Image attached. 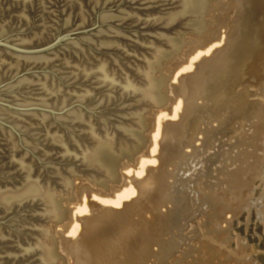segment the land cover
<instances>
[{
	"label": "water",
	"instance_id": "95a60500",
	"mask_svg": "<svg viewBox=\"0 0 264 264\" xmlns=\"http://www.w3.org/2000/svg\"><path fill=\"white\" fill-rule=\"evenodd\" d=\"M237 7L264 0H0V264H67L46 224L73 178L120 183L171 99L166 60Z\"/></svg>",
	"mask_w": 264,
	"mask_h": 264
},
{
	"label": "bare ground",
	"instance_id": "6f19581e",
	"mask_svg": "<svg viewBox=\"0 0 264 264\" xmlns=\"http://www.w3.org/2000/svg\"><path fill=\"white\" fill-rule=\"evenodd\" d=\"M244 10L246 14H253L251 17L249 15V22L255 16L254 26L257 28L254 35L253 29H248V33L238 29L241 33L233 43L231 35L235 24L232 19L227 21L228 18H222L225 12L216 17L217 25L203 34V38H195L201 41L200 45L191 43L179 58L168 65L174 81L182 74L186 75L180 77L179 85L174 84L170 88L168 96L171 99L163 107L152 106L151 126L143 132V136L148 135L149 140L146 147L133 157L134 163L126 158L121 161V167L128 174L134 167L138 177L147 172L148 178L140 176V182L128 179L119 184L108 182L109 192L94 184L78 185V194L74 197L76 201L73 202L74 213L60 224L63 234L68 233L73 237L69 252L75 258L74 264H192L210 249L208 253L213 257L220 252L225 264H264V143H259L264 141V8L245 7ZM222 28L226 30L224 35L219 33V29L224 31ZM223 41L225 46L215 50ZM201 99L203 102L198 106L197 100ZM220 109L229 113L219 122L220 126H211L207 134L203 132L202 138L209 140L208 137H214L221 127L224 134L239 133L253 116L257 119L258 127L249 133L255 147L259 146L261 151L252 152L249 156H256L254 162L249 161L235 168V175L230 176L227 185H222L220 189H215L209 183L203 185L204 180L215 175L212 173L213 165L219 158L208 157L214 151L207 152L204 156L207 163L201 169L203 171L205 168L206 177L191 189L188 177L176 179L177 176H187L191 168L183 170L179 167L186 166L187 161H196L197 147L193 143L203 118L218 116ZM167 117L180 121L176 119L178 123H174ZM166 118L170 122H165ZM214 138L217 139L216 136ZM187 148L189 151L185 150ZM189 156L191 160H184ZM150 164L157 168L150 167ZM181 172L186 174L181 176ZM227 177L223 176L221 180ZM168 179H173V182L169 183ZM190 189V195L198 200L189 212V230L186 235L180 233L176 242L172 239L177 236L170 239L171 230L178 225L180 216L176 213L184 207L182 202L190 199L186 194ZM225 189L230 191L231 197L234 196L235 204L231 202L233 199L222 195ZM196 195L199 197L196 198ZM88 196L107 207L88 201ZM215 198L219 201L215 202ZM176 201L179 204L173 209L167 208V204ZM164 206L166 210L161 213L160 209ZM234 206L237 209L231 211ZM217 209L220 212L216 213ZM147 213L151 218L146 219ZM227 214H231V217L226 218ZM255 229L262 233L261 237ZM243 237L247 242L242 245ZM230 239L235 240L239 251L251 255L234 259L217 241H224L220 242L224 245ZM125 254L128 259L123 261Z\"/></svg>",
	"mask_w": 264,
	"mask_h": 264
},
{
	"label": "rangeland",
	"instance_id": "374dc122",
	"mask_svg": "<svg viewBox=\"0 0 264 264\" xmlns=\"http://www.w3.org/2000/svg\"><path fill=\"white\" fill-rule=\"evenodd\" d=\"M225 9L226 10L228 9L227 12H226ZM244 9H245V7L221 8L218 11H216V10H210L204 16V20H207L210 17H212L213 15H215L214 17H212V22H214L215 19H216V17H218V16H220V15H222V14H224L226 12L225 13L226 15L225 14L222 15V18L224 17L225 20L228 18L227 21H230L232 19V21L235 24L234 27H233V32H232L233 34L231 35V38L233 37L232 42L234 43V41H236V39H237V35L238 34L240 35V33L242 31L247 32V31H249V30L251 31V29H253V31H252V33H253V32H255V30L257 28V26H254V25H256L254 23L255 16L254 17L252 16V19L249 22L250 17L253 14H251V15L250 14H246ZM249 9H250V7H249ZM221 11H223V12L221 13ZM249 15H250V17H249ZM243 16H244V18H242ZM248 17H249V19H248ZM252 20H253V23H252ZM242 21H243V23H242ZM249 24H251V25L253 24L252 27L250 26V28H248L249 27L248 26ZM213 27H214V25H209L208 28L205 31H203L202 33L205 34L206 32H208V30L212 29ZM222 29L224 31H222V30L219 29V33H221V35L224 32L226 33L225 28H222ZM238 29H239V31H241L240 33H239ZM203 34H200V36H199L196 33L190 31V33L184 34V37H188V38H192V39H195V38L200 39V38H203L204 37ZM254 34L255 33H253L252 35H254ZM225 37H226V35H225ZM223 43H224V41H223ZM223 43L221 42V44H219L218 46H216L214 49L216 50V48H218V49L219 48H223L225 46V44H226V43H224V44ZM189 45H192V44L189 43V44L185 45L182 48L181 53H180L179 56L178 55H173L174 57L172 56L170 62H169V59H167L166 60L167 66L168 65L170 66L172 64V62L176 58H179L181 56V54L183 53L184 48H186ZM221 45H222V47H221ZM208 56H210V55H208ZM172 75H173V73L170 74V77H169V79L167 81L168 84H169L168 85V95H170V88L172 86L177 85V84L179 85V83H180L179 82L180 77H182V75H186V73L185 74H182L178 78V80H176V81H174V79L172 78ZM258 90H259V88L257 89V91ZM202 102H203L202 99L201 100H197V105L198 106H201ZM152 112H153V107L150 106V112H145V114H143V117L149 118L151 116V113ZM218 113H219L218 116L211 117V118L210 117H204L203 118L201 127L199 128V130H198V132L196 134V137H195L196 139H195V141L193 143L195 145V147H197V149H196V157H197L196 161L195 162L187 161L186 162V166L184 165L182 167H179V169H183V170L185 168H188V169L191 168L189 170V173L187 174V176H184V177L177 176V178H176L177 180H179V179H184V178L188 177L189 187L191 189H194V186L198 185L206 177L205 168L203 169V171L201 169L203 168V166L205 165V163H207V157L206 158L204 157L207 154V152L214 151L213 153H210L207 156L208 157H213V158H216L218 156L219 158H218V161L215 162L214 165H213L212 173H214L215 175H212L211 177H209L208 180H204L203 185L205 186V184L209 183V185H212L213 187H215V189H220V188H222V185H224V186L227 185L226 183L230 181V178H229L230 176H234L235 175V173L237 171L235 168H238L239 166H241V165H243V164H245V163H247L249 161H253L254 162V159L256 158V156L255 155L249 156L252 152H254V151L260 152L261 151V149L259 148V146L258 147H255L254 139H253L252 135L249 133L250 131H253L254 129H256L258 127V123L256 121L257 119H256V117H253V116H251V119L246 122L244 128L239 133L233 132L232 134H230L229 132H227V133L224 134L223 133L224 128L221 127V129H219L214 134V137L216 136L217 139H215L213 137V135H211V136L208 137L209 140L203 139L202 138L203 134L204 133L207 134L208 131L210 130L211 126L213 128L215 126H217V125L220 126V123L219 122L225 117V115H227L229 113V111L224 112V111H222V109H220V111ZM218 113H216V114H218ZM214 114H215V112H214ZM167 118L168 119L171 118V122H174V123H178L180 121L178 118H176L178 120V122H177L176 119H174L172 117H167ZM166 119H165V122H168L169 120L168 119L166 120ZM172 119L175 120V121H172ZM235 126L238 128V126H239L238 122L235 123ZM259 143L262 144V143H264V141L263 142L262 141H259ZM207 145H209V147ZM215 149H218L220 151H217ZM185 150L186 151H189L188 148L185 149ZM184 160H191V156L184 157ZM153 166L154 167H156V166L158 167L159 166V161H158V163H156V166L150 164V167H153ZM192 166H193V168H192ZM133 168L134 167L131 168L132 169V172L130 173L131 175L128 174L127 171L125 169H123V167L120 166L118 168L119 177L121 178V181L120 182H123L126 179H128V181L135 182V180H136V182H140V181H142V178L143 179L148 178L147 177L148 176L147 172L145 174H143V176L140 175L142 178L140 176L138 177V175L135 174V170L136 169L135 168L133 169ZM168 169L169 170H172V167H169ZM230 169H232V170L230 171ZM233 170L235 171V173H234ZM223 172H225V174H223ZM184 174H186V173H184ZM184 174H183V172L180 173L181 176L184 175ZM125 175L126 176L129 175V176L126 177ZM132 175H133V177L134 176L135 177L133 178ZM223 176H228L227 177L228 179L225 178L224 180H221ZM130 178H132V179H130ZM137 178L138 179L140 178V180H138ZM73 179H74V181H73L74 189L72 190V193H73V196L74 197H76L77 194H78V188H79L78 185H83V184H86V185H89V186H91V185L92 186L97 185L95 181L94 182H91L89 179H87L86 177H83V176H75ZM191 179H192V181L190 182ZM168 182L169 183H172L173 182V179H168ZM215 182H217V183H215ZM191 189L186 192V194H188V197H190V199H186L185 201H183L181 205H184V207H182L181 209H178V211L176 213L177 216H180L179 217V220H178V225L175 228H172V230H171V234L172 235L170 236V239H171V237L177 236V237H174V239H172V240H175L176 242L179 240L181 234L186 235V232L189 230L190 220H191L189 212H191L194 209V204L198 200V199H195L194 200L193 199L194 196L192 194L190 195ZM224 191H225V193H223L222 195L224 197L229 198V199H233L231 201L233 203L234 202V198H233L234 196L231 197L232 194H230V191H227L226 189ZM193 194H195V193L193 192ZM197 197H199V196L196 195V198ZM185 198L186 197H184L182 200H184ZM200 198H202V196ZM94 199L95 198H92L91 196L90 197L88 196V201L94 202V203L96 202V204L99 203L98 205L101 204L97 199L96 200H94ZM218 201H219V199L215 198V202H218ZM226 201H229V200H226ZM62 204H63L64 207H68L67 216L69 218H71L72 215H73V213H74L73 207L75 208V204L73 203V201H69V200H63ZM178 204L179 203L177 201L174 204L173 203L172 204L171 203L170 204H167V208L168 209H173L174 206H176ZM233 204H235V202ZM101 205L104 206V207H107L104 204H101ZM261 206L263 207V205H261ZM162 208L164 209L165 206L164 207H161V209H160L161 213H164L165 210H166V208L164 210ZM232 208H231L232 209L231 211H234L235 209H237V207H235V206L232 207ZM218 212H220V209H217L216 210V213H218ZM147 215H148V217H147ZM227 217L230 218L231 217V214H227L226 215V218ZM147 218H151V215H149V213L146 214V219ZM52 225L54 226V231H53ZM223 225L225 226V224H223ZM223 225H222V227H224ZM184 227H185V230L182 231ZM46 228H50V231H51L50 232V235L55 236V237L58 238V248H57V251L61 255H64L65 256L66 261H67V264H74L75 258L73 259L72 255H70V252H69V251H71V247H70L69 244H72V242H73V240L71 242L70 239H72L73 237L69 236L68 233L63 234V230L61 228V225L58 224L55 221L48 222L46 224ZM255 232L258 233L257 230ZM261 234H259L260 237H261ZM242 239L243 240L242 241L240 240L241 241L240 243L243 245L247 241H246V238L245 237H243ZM230 240L231 241H227V243L224 244V245L220 243V242H224V241H220V240H217V241L219 242V244L221 245L222 248L225 247L227 249V251L231 255H233L235 257L234 259H243V258H246L247 256L251 255V253L249 254V252L246 253L245 251H243V252L242 251H239L238 248L236 247L235 240H232V239H230ZM249 250H250V248H248V251ZM205 252L207 254L206 253H205L206 255H203L202 254L203 256H201V257L203 258L204 256H207L208 259L201 260L200 259L201 257H197L194 260L195 261L194 262L195 264L196 263H199V264L200 263L201 264H225V258L222 257V255L220 254V252L217 253L215 255V257H213V255H210L209 254L211 252V249L208 250V251H205ZM218 254H219V256H218ZM126 255L127 254H125L124 256H122V260L123 261L125 260V258H126V260L128 259L127 258L128 255H127V257H126ZM223 260H224V262H223ZM210 261H212V262L210 263ZM213 261H215V262H213ZM194 263H192V264H194Z\"/></svg>",
	"mask_w": 264,
	"mask_h": 264
}]
</instances>
